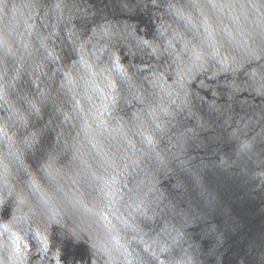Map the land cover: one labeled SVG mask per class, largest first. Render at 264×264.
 <instances>
[{"label": "clouds", "instance_id": "clouds-1", "mask_svg": "<svg viewBox=\"0 0 264 264\" xmlns=\"http://www.w3.org/2000/svg\"><path fill=\"white\" fill-rule=\"evenodd\" d=\"M0 264H264V0H0Z\"/></svg>", "mask_w": 264, "mask_h": 264}, {"label": "water", "instance_id": "water-1", "mask_svg": "<svg viewBox=\"0 0 264 264\" xmlns=\"http://www.w3.org/2000/svg\"><path fill=\"white\" fill-rule=\"evenodd\" d=\"M232 193L231 186H225L224 190L221 192V200L224 202L225 205H228L230 203V196ZM234 214L238 217H240L242 220H245L246 222H249V217L247 215L248 206L247 205H240L235 206Z\"/></svg>", "mask_w": 264, "mask_h": 264}]
</instances>
